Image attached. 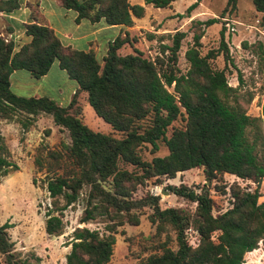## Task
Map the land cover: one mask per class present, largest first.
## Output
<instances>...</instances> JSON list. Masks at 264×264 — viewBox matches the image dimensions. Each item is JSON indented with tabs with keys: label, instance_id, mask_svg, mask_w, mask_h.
<instances>
[{
	"label": "trees",
	"instance_id": "obj_1",
	"mask_svg": "<svg viewBox=\"0 0 264 264\" xmlns=\"http://www.w3.org/2000/svg\"><path fill=\"white\" fill-rule=\"evenodd\" d=\"M173 1L145 3L164 8ZM250 1L264 25V0ZM21 3L22 0H0V13H12ZM57 4L73 11L77 24L86 20L91 24L131 27L134 19L144 14L142 5L130 4L129 0H57ZM197 5L198 0L188 6L186 16ZM26 6L28 21L22 27L29 40L17 45L0 32V118L17 119L27 131L38 115L47 114L68 132L69 143L60 148L42 147L34 159L37 169L44 172L43 185L51 198L45 212L46 234L60 235L64 210L79 201L83 203L79 223L98 218L104 222L102 232L86 226L73 229L66 244L70 249L65 264H107L118 228L126 223L138 225L146 207L151 209L148 219L154 226V244L135 254V264H243L256 242L264 241V201H259L258 192L264 179V102L263 118L248 114L244 95L228 85L225 68L212 65L220 53L225 64L234 65L224 26L218 49L201 53L204 29L218 18L191 21L192 40L185 50L188 67L182 72L177 63L183 31H176L171 44L162 45L160 54L153 59L144 57L138 49L118 53L130 42L125 32L107 42L99 60L91 47L82 50L63 44L40 13L38 1H27ZM236 6L237 0H227L221 17ZM242 45L250 47L264 64V40L249 46L244 41ZM54 61L78 85L68 103L61 104L47 95H17L11 90L14 71L24 70L39 79ZM80 92L85 93L95 115L124 136L117 138L88 127L77 106ZM251 99L249 95L246 103ZM180 117L183 127H171ZM159 140L167 147V154L143 159L140 147L150 144L154 153L159 149ZM9 157V148L0 133V179L12 167ZM192 168H202V186L193 189L181 183L168 188L194 206L162 208L159 195L150 193L133 198L138 187L149 179L160 183L164 177L173 178ZM225 173L249 180L256 187L224 182ZM212 182V188L228 195L230 204L215 214ZM10 226L8 222L0 225V254L5 263L39 264L38 255L17 252L7 232ZM188 230L196 235L195 245L189 244Z\"/></svg>",
	"mask_w": 264,
	"mask_h": 264
},
{
	"label": "rangeland",
	"instance_id": "obj_2",
	"mask_svg": "<svg viewBox=\"0 0 264 264\" xmlns=\"http://www.w3.org/2000/svg\"><path fill=\"white\" fill-rule=\"evenodd\" d=\"M196 0H174L169 7L156 8L145 0H129L130 4H140L144 7V14L139 19H134L131 27L110 26L102 28L104 23L95 24L93 27L89 21L83 20L76 27L72 21L73 11L58 9L53 1H48L49 10L61 18L63 29L73 33V36L83 35L81 38L71 41L57 34L61 42L67 41L76 49L87 50L88 44L96 53L99 60L105 54L107 42L117 35L123 36L127 32L130 42L125 43L119 50L120 54L134 53V49L142 52L144 57L153 59L160 54L162 45H170L172 35L176 31L185 32L178 52V68L185 72L188 62L185 59V50L190 46L192 40L191 21L218 18V22L205 27L204 35L201 38V53L208 50H216L220 42V30L224 26V37L228 45L229 54L234 65L225 64L223 55L220 53L212 65L218 69L225 68L228 85L236 87L238 92L245 98L247 113L263 118L264 102V64L248 46L257 40H264V25L260 24V15L250 0H237L236 8L226 12L221 17V12L227 0H198V5L186 16V9ZM60 10L65 12L62 17ZM94 29V31H92ZM2 36L8 39V32L0 28ZM133 40V41H131ZM61 69H57L54 61L47 77L40 80L30 76L27 71L17 70L10 77L11 90L17 95L31 96L36 94V85L42 86L43 94L58 100L56 88L60 87L63 93H67L69 82L62 77ZM19 76V77H18ZM20 79V81H18ZM42 84V85H41ZM41 88V87H40ZM41 93V92H40ZM252 95L249 103L246 99ZM37 96V95H36ZM80 107V116L83 122L94 131L111 134L117 138L124 136L122 132L113 131L108 124L97 117L88 104L85 95L77 98ZM184 120L180 117L175 120L171 127H183ZM168 128L167 135L170 134ZM46 130H49L46 132ZM0 133L7 144L12 167L7 174L0 179V225L5 222L11 224L7 232L9 238L14 242V247L21 255L26 256L31 252L40 257L39 264H65V255L70 249L66 245L71 232L76 226H86L90 229L104 231V222L98 218L90 223H79V217L83 210L81 201L69 206L64 210L62 220L64 222L63 232L57 236H49L44 230L45 212L51 204V198L44 188V172L37 169L35 157L42 147L60 148L62 144L70 141L68 132L55 125L50 115L40 114L36 122L25 131L17 119L8 121L0 118ZM159 149L152 152L150 144H143L140 147V155L143 159L150 160L154 156H164L168 150L164 142L158 141ZM127 169H133L131 165L120 164ZM33 179H35L33 181ZM223 181L227 183L237 182L244 188L254 189L256 184L249 180L240 179L234 175L223 174ZM205 182L202 168H192L176 173L173 178H162L158 183L156 179H149L145 185L138 187L133 193V198H140L150 193L159 195V204L162 208L168 206H194V204L173 194L168 188L169 185L185 184L197 189ZM210 193L214 200V214L224 211L230 206L229 197L212 188ZM162 190H165L162 193ZM260 194L259 201H264V179L258 185ZM151 209L146 207L144 214L139 216V224L131 225L126 223L118 228L115 234L116 242L113 255L107 264H135V254L143 251L146 246L151 249L153 245L154 226L148 219ZM123 230L124 233H121ZM189 244L195 245L197 238L192 230L187 231ZM174 247V244L172 245ZM0 264H7L0 254ZM243 264H264V241L259 239L256 246L246 253Z\"/></svg>",
	"mask_w": 264,
	"mask_h": 264
},
{
	"label": "crops",
	"instance_id": "obj_3",
	"mask_svg": "<svg viewBox=\"0 0 264 264\" xmlns=\"http://www.w3.org/2000/svg\"><path fill=\"white\" fill-rule=\"evenodd\" d=\"M27 1H35V0H22L21 3V7L9 14L6 13H0V28H5L6 31L8 32V37H10L17 45H20L26 41L29 40V37L25 35L22 24L28 21V14H29V9L26 6V2ZM38 1L39 4V11L40 13L43 15V17L46 19L48 25L50 27H52L55 31L56 34H61L64 36V38L66 39H70L71 41L76 40V38H81L84 36L80 35L78 37L73 36V33L66 31L65 29H63L62 25H61V18L57 16V14H55L54 12H52L51 10H49V3H47L50 0H36ZM55 3V6L58 9H62V11H66L65 9H63L62 7H60L57 4V0H51ZM60 10V15L63 17L65 15V12H62ZM75 18V14L72 15V21L73 23L76 25V27H78L82 21L80 23H76L74 21ZM101 22L95 23V24H100ZM95 24H91V26L93 27ZM102 28H110V26H107L104 24V26H101ZM94 31V29L92 30ZM70 41H67L65 44H69ZM72 47H74V45H71ZM90 47V45L88 44V48ZM53 65V64H52ZM52 65L50 67V69L52 68ZM57 66V64H56ZM49 69V71H50ZM57 69H59V67L57 66ZM49 71L43 75L40 78H45L47 77ZM62 72V77L67 79V81H69L70 79L67 77L66 73L61 70ZM16 73V71H14L12 74ZM11 74V75H12ZM19 77V76H18ZM40 78L38 80H40ZM18 81H20V79H18ZM42 85V84H41ZM37 89H36V94L34 93L33 95H45L42 92H44V89L42 88V86H38L36 85ZM78 88L77 83L74 81L73 83L69 82V89L67 93H63L62 89L60 87H57L56 92H57V96H58V100L61 104H65L68 103L73 95V93L76 91V89ZM41 92V93H40ZM85 93L84 92H80L77 96L78 99H80V97L84 96ZM86 97V95H85Z\"/></svg>",
	"mask_w": 264,
	"mask_h": 264
},
{
	"label": "built area",
	"instance_id": "obj_4",
	"mask_svg": "<svg viewBox=\"0 0 264 264\" xmlns=\"http://www.w3.org/2000/svg\"><path fill=\"white\" fill-rule=\"evenodd\" d=\"M260 32H261L262 34H264V32H263V31H261V30H260Z\"/></svg>",
	"mask_w": 264,
	"mask_h": 264
},
{
	"label": "water",
	"instance_id": "obj_5",
	"mask_svg": "<svg viewBox=\"0 0 264 264\" xmlns=\"http://www.w3.org/2000/svg\"><path fill=\"white\" fill-rule=\"evenodd\" d=\"M164 191H165V190H162V193H164ZM165 192H167V191H165Z\"/></svg>",
	"mask_w": 264,
	"mask_h": 264
}]
</instances>
